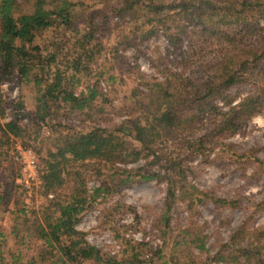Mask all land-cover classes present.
<instances>
[{
	"label": "trees",
	"instance_id": "obj_1",
	"mask_svg": "<svg viewBox=\"0 0 264 264\" xmlns=\"http://www.w3.org/2000/svg\"><path fill=\"white\" fill-rule=\"evenodd\" d=\"M97 1L108 10L77 0H0V82L29 86L37 124L53 128L52 147L44 154L35 152L46 202L39 212L25 209L24 204L14 212L18 223L11 234L18 237V228L24 226L19 240L39 239L44 252L55 257L53 264H264V225L252 228L247 220L215 252L207 247L206 236L195 230L185 232L170 251L163 241L148 256V244L131 242L119 258L102 254L76 230L80 215L93 208L97 199H108L141 181L166 185L158 221L166 240L177 201L190 208L200 195L219 207L234 205L190 185L191 167L184 158L225 145L226 139L264 112V25L260 23L264 0ZM110 22L115 25L116 48L137 51L161 35L169 49L151 58L161 79L141 76V84L123 108L125 118L100 128L97 119H105L108 101L100 84L115 77L104 78L105 73L98 72L93 82L86 81L110 45L105 38ZM43 33L53 37L39 45L36 38ZM239 84H249L254 91L232 105L227 91ZM8 106L13 116L3 123ZM23 109L21 96L8 103L0 96V162L14 139L27 135L19 118ZM72 118L90 119L94 126L88 132L65 134ZM23 147L28 148L25 143ZM93 157L112 169L100 164L93 168L87 161ZM139 160L146 163L136 169L116 166ZM90 167L98 177V186L91 192L81 172ZM22 176L20 172L19 184L12 180L0 186V206L10 200L8 192H26ZM1 254L0 250V259Z\"/></svg>",
	"mask_w": 264,
	"mask_h": 264
},
{
	"label": "rangeland",
	"instance_id": "obj_2",
	"mask_svg": "<svg viewBox=\"0 0 264 264\" xmlns=\"http://www.w3.org/2000/svg\"><path fill=\"white\" fill-rule=\"evenodd\" d=\"M20 1L25 2V0ZM77 1H85L87 5H97L104 10L103 12L108 10L106 5L97 0ZM260 23L264 25V19ZM114 27V23L110 22L105 37L110 45L105 47L107 49L105 55L93 66V72L86 81V84L93 82L98 72H104V78L109 74L115 77L112 81H102L100 84L108 100L103 117L105 119H97L100 128L118 124L125 118L123 108L129 104L127 98L131 92L141 84V76L146 79H161L160 71L152 67L151 58L156 59L155 52L164 53L166 49H169L161 35L143 43L137 51L133 48H116L112 40ZM52 35V33L38 35L36 43L43 45L53 37ZM253 91L254 87L251 85L239 84L231 87L227 94L232 98V105H235ZM0 96L6 103L16 102L20 96L23 98L24 109L20 111L19 118L20 124L27 129L26 137L14 139L8 155L0 162V186L4 187L12 180L15 185L20 183L18 176L21 172V164L16 159L18 148L32 150L37 160V176L31 182V186L27 188L24 184L26 192L21 195L19 190L7 191L11 198L0 206V250L2 252L0 264H25L31 260L40 264H53L55 257L44 252L45 248L39 239L32 236L19 240L24 226L18 228V237L11 234L13 226L18 223L14 221L17 217L14 212L22 208L23 204L27 206L25 209H34L39 212L46 202L41 193V164L35 152L44 154L52 147L53 128L50 125L37 124L33 108L34 93L29 86L20 87L13 81H1ZM218 106L223 112L227 111V107L221 101L218 102ZM12 116V106L5 107L1 120L3 123L7 122ZM67 125L69 129L65 130V134H71L73 131L88 132L94 123L90 119L83 121L81 118H72ZM24 143L28 148L23 147ZM184 159L187 166L191 167L187 177L190 185L198 191L211 192L216 198L233 201L234 205L219 207L200 195L193 201L194 205L190 208L185 202L177 201L170 212L172 231L166 240L161 237L158 224L166 198V185L156 180L141 181L124 187L119 194L108 199H97L93 208L80 215L76 230L82 232L85 240L98 248L102 254L116 255L119 258L121 252L131 242L148 244V256L159 249L163 241L167 243V251H170L174 242L183 240L185 232L195 233V230L206 236L207 247L210 252H215L219 245L227 241L232 230L240 223L247 220L252 228L264 225V112L254 116L242 131L226 139L225 145ZM87 161L95 165L93 168L100 164L94 157ZM145 163L144 160H139L116 166L136 169L144 166ZM100 165L105 170L113 167L111 164ZM93 168L81 169V172L85 174L89 192L98 186V177ZM261 203L263 204L259 207ZM178 234L179 238H177Z\"/></svg>",
	"mask_w": 264,
	"mask_h": 264
},
{
	"label": "built area",
	"instance_id": "obj_3",
	"mask_svg": "<svg viewBox=\"0 0 264 264\" xmlns=\"http://www.w3.org/2000/svg\"><path fill=\"white\" fill-rule=\"evenodd\" d=\"M16 153V159L21 164L24 184L29 188L37 176V160L30 149L18 148Z\"/></svg>",
	"mask_w": 264,
	"mask_h": 264
}]
</instances>
